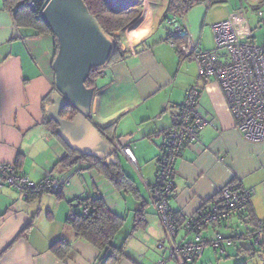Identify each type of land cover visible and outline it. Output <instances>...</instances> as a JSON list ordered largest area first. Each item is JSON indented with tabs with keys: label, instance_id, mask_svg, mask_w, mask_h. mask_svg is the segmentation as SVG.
I'll return each mask as SVG.
<instances>
[{
	"label": "crops",
	"instance_id": "1",
	"mask_svg": "<svg viewBox=\"0 0 264 264\" xmlns=\"http://www.w3.org/2000/svg\"><path fill=\"white\" fill-rule=\"evenodd\" d=\"M20 2L0 0V163L14 164L33 184L42 181L47 172L68 182L59 197L37 189L24 193L0 182V264H95L97 249L75 237L66 223L79 208L74 205L76 200L101 195L112 211L126 217L127 231L132 228L138 201L114 188L94 169L64 168L58 163L64 148L45 125V107L55 91V38L16 24L14 14ZM161 2L141 0L136 18L118 32L124 35V57L103 69L91 101L90 120L107 124L110 136L125 141L117 157L124 171L123 163L134 168L142 182L140 190L130 176L145 202L144 226L132 230L124 243L126 256L116 264H155L167 253L168 240L147 187L154 181L171 116L178 112L186 88L194 82L200 90L198 109L211 124L181 149L168 201L170 209L186 219L236 177L245 189L252 190L248 216L254 221L264 220V141L251 142L241 135L218 81L213 77L199 80L193 59L181 58L167 42L169 30L180 26L198 48H209L205 41L210 36L208 26L226 16L209 20L206 0L165 21L166 2ZM127 195L132 197V204ZM233 222L234 227H220V232L243 239L245 234L236 232L239 225H244L246 232L253 228V221ZM214 228L210 225L204 235L210 237ZM185 237L183 225L176 227L174 240ZM59 239L70 241L64 260L50 250ZM158 243L164 247L159 249ZM224 255L228 256L226 249Z\"/></svg>",
	"mask_w": 264,
	"mask_h": 264
},
{
	"label": "built area",
	"instance_id": "2",
	"mask_svg": "<svg viewBox=\"0 0 264 264\" xmlns=\"http://www.w3.org/2000/svg\"><path fill=\"white\" fill-rule=\"evenodd\" d=\"M33 2H31L32 4ZM259 24L263 27V37L257 43L253 31L241 10H233L223 19L210 25L213 47L198 48L192 41L179 46L182 57H190L196 64L198 79L215 78L227 101L236 129L251 142L264 141V11L256 10ZM182 31L180 26L172 28L173 34ZM173 47V42H169ZM226 48L228 61H221L218 51ZM199 87L197 82L185 90L184 99L176 114L171 116L166 141L157 158L154 181L147 187L155 213L160 220L166 238L167 253L155 264H167L173 260L177 264H194L207 248L222 255L228 246L234 244L232 234L225 235L220 227L229 228L233 220L244 222L250 208L252 190L245 189L234 177L222 186L214 196L203 202L196 214L185 219L183 227L186 236L174 240L176 226L168 200L174 190L175 163L186 142L196 140L198 132L211 124L209 118L198 109ZM130 160H134L128 148H124ZM0 182L27 193L30 189L54 194L62 191L68 179L53 178L47 172L43 183L36 187L29 177L21 173L12 163H0ZM83 212L87 209L83 208ZM212 225L210 237L204 232ZM254 244L264 239V228L255 227L249 232ZM157 247L162 249V243Z\"/></svg>",
	"mask_w": 264,
	"mask_h": 264
},
{
	"label": "trees",
	"instance_id": "3",
	"mask_svg": "<svg viewBox=\"0 0 264 264\" xmlns=\"http://www.w3.org/2000/svg\"><path fill=\"white\" fill-rule=\"evenodd\" d=\"M20 1V5L17 7L14 14L16 24L22 27L31 28L36 33H49L53 35L48 24L39 16V13L47 0ZM82 1L86 5L88 11L95 17L103 31L114 41V49L108 63L104 67L91 69L84 82L86 87H93L95 91V81L103 69L110 64L123 59L124 56L121 51V42H119L115 33L123 31L136 18L138 14L137 6L141 0L134 2L122 12H118L114 6L109 5L108 0ZM201 1L206 0H167L164 18L165 21H170L172 16L174 18L180 17L194 4ZM210 1L211 0H208V2ZM31 2L33 3L31 4ZM187 39V35L183 32V30L179 34H173L172 29L168 32L167 42H173V48L181 58L182 55L180 54L179 46L185 43ZM55 45L57 49L56 38ZM75 115L76 109L71 104H66L59 111V116L63 119L71 120ZM45 125L48 131L62 144L64 148V154L58 161L59 164H61L64 168L78 166L84 169H94L107 179L114 188L129 194L138 201V209L135 211L136 214L133 220V225L129 231L124 228L126 217L112 211L99 194L77 199L76 204L79 206L78 210L66 218V223L73 230L74 236L90 243L97 249L98 255L96 257L95 264H116L118 260L126 256L124 253V243L131 235L132 230L144 226L143 215L145 212V202L143 201L134 180L124 171L117 155L115 162L106 164L104 160L95 156L81 154L68 147L57 135L56 130L58 124L54 119L47 117ZM109 129L110 128L100 129L99 132L101 136L109 141L113 139L117 142L118 140L115 137L110 136ZM42 181L37 183L36 187L42 184ZM33 190L34 189H30L27 193L29 194V192H32ZM42 191L46 190L43 188L39 190V192ZM54 194L59 197L61 192ZM83 208L87 209V212H83ZM248 215L249 214L247 213V218L244 221H253V228H264V220L254 221V219L250 218ZM173 220L175 226L178 228L185 222V219L177 213H173ZM250 231L251 230H247L246 233L249 234ZM237 238H239L237 234L232 235L233 242ZM254 245L257 246L256 244ZM69 248L70 241L67 239H59L50 245V250L61 260L66 258ZM263 248L264 239L260 242V244H258V248L254 249V247H252L250 250L253 252H259L260 250L262 251V255H264Z\"/></svg>",
	"mask_w": 264,
	"mask_h": 264
},
{
	"label": "water",
	"instance_id": "4",
	"mask_svg": "<svg viewBox=\"0 0 264 264\" xmlns=\"http://www.w3.org/2000/svg\"><path fill=\"white\" fill-rule=\"evenodd\" d=\"M132 4L126 2L115 8L122 12ZM39 16L48 24L57 42L52 62L55 91L45 107L47 117L57 122V135L72 150L95 156L106 164L115 162L125 141L119 139L113 143L101 136L99 130L107 124H94L90 120L94 88L84 84L91 69L108 63L114 49L113 39L103 31L82 0H47ZM66 104L76 109L71 120L59 116Z\"/></svg>",
	"mask_w": 264,
	"mask_h": 264
},
{
	"label": "rangeland",
	"instance_id": "5",
	"mask_svg": "<svg viewBox=\"0 0 264 264\" xmlns=\"http://www.w3.org/2000/svg\"><path fill=\"white\" fill-rule=\"evenodd\" d=\"M108 1H109V5L116 7L126 2L127 3L137 2L138 0H108ZM164 1L167 3V0H163V2ZM163 2L161 3L164 4ZM258 9L264 11V0H211L208 3L207 12H208V19L211 20V19H219L223 16H227V14L233 10H241L245 15L251 30L254 33L257 43H260L263 37V27L259 24L258 17L256 15V10ZM210 25L208 26L209 30H210ZM115 35L118 37L119 42L124 41L123 33L117 32L115 33ZM205 41H207L208 45H210V47L206 49H211L213 47L211 30H210L209 38L205 39ZM218 56H221L223 59L227 58L228 57L227 49L226 48L220 49L218 51ZM226 61H228V59ZM187 62L189 61L187 60ZM123 164L124 167L126 168V172L128 173V175L131 176L135 180V182H137V185L141 190L142 186L140 185V183L142 182L140 180L137 171L134 168H129L128 166H125V163ZM126 199L129 204H132L134 202L132 197H129V195H127ZM234 224L235 222L232 223L233 227ZM239 226L240 227L236 229V232L237 231H239V233L243 232L245 236L243 239L241 238L235 239L234 246L232 245L233 247L231 246L226 248V252L228 256H225L224 254L223 255L216 254L214 253L215 251L213 252V250L210 247L207 250H205L203 257L194 264H264V255H262V251L259 250V252L258 251L253 252L252 250H250V248L252 247H254V249L258 248V245L255 246L253 244L250 235L247 234L245 231L246 229L245 226L244 225H239ZM221 232L223 234L225 233L222 230ZM167 264H177V263L173 260H170L168 261Z\"/></svg>",
	"mask_w": 264,
	"mask_h": 264
},
{
	"label": "flooded vegetation",
	"instance_id": "6",
	"mask_svg": "<svg viewBox=\"0 0 264 264\" xmlns=\"http://www.w3.org/2000/svg\"><path fill=\"white\" fill-rule=\"evenodd\" d=\"M134 3V2H133ZM111 142L115 143V141L113 139L110 140Z\"/></svg>",
	"mask_w": 264,
	"mask_h": 264
},
{
	"label": "bare ground",
	"instance_id": "7",
	"mask_svg": "<svg viewBox=\"0 0 264 264\" xmlns=\"http://www.w3.org/2000/svg\"><path fill=\"white\" fill-rule=\"evenodd\" d=\"M111 142V141H110Z\"/></svg>",
	"mask_w": 264,
	"mask_h": 264
}]
</instances>
